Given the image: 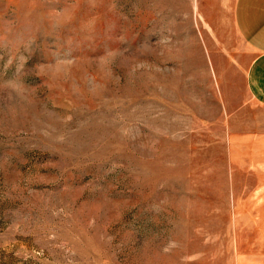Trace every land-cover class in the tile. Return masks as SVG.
<instances>
[{
  "label": "rangeland",
  "instance_id": "obj_1",
  "mask_svg": "<svg viewBox=\"0 0 264 264\" xmlns=\"http://www.w3.org/2000/svg\"><path fill=\"white\" fill-rule=\"evenodd\" d=\"M235 2L0 0V264H236L264 169Z\"/></svg>",
  "mask_w": 264,
  "mask_h": 264
},
{
  "label": "crops",
  "instance_id": "obj_2",
  "mask_svg": "<svg viewBox=\"0 0 264 264\" xmlns=\"http://www.w3.org/2000/svg\"><path fill=\"white\" fill-rule=\"evenodd\" d=\"M233 20L246 50L234 58L227 55L242 74V90L235 88L237 111L245 123L251 122L253 145L259 146L256 163L264 169V0H236ZM258 189L264 193V186ZM250 226L232 236L228 253H237L236 264H264V232L259 228L264 221L254 218Z\"/></svg>",
  "mask_w": 264,
  "mask_h": 264
}]
</instances>
